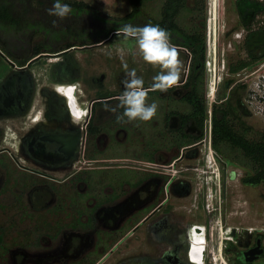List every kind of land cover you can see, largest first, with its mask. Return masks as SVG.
<instances>
[{"label": "rangeland", "instance_id": "1", "mask_svg": "<svg viewBox=\"0 0 264 264\" xmlns=\"http://www.w3.org/2000/svg\"><path fill=\"white\" fill-rule=\"evenodd\" d=\"M67 1H79L88 6L80 13L69 14L85 20L94 16L119 20L132 10L130 0ZM165 2L144 0L140 5L142 15L139 21L160 20ZM54 3L55 0H32L31 4L34 10L47 8L45 11L49 14L48 10ZM176 21L187 33H202L207 47L206 57L212 51L215 58L210 69L205 58L204 76L199 86L206 103V119H209L210 110L212 114L214 104H224L229 100L234 105V99L240 95L244 105L239 118L253 130L248 137L253 139L258 133H264L263 119L251 113L250 106L244 101L246 90L239 80L243 75L237 77L228 70L246 62L249 64L245 66L246 73H249L264 61L263 58L253 62L247 57L244 39L248 29L241 23L235 0H187ZM257 26H264V11L257 14L251 28ZM65 27L70 28L68 25ZM7 32L0 33V41L7 43L13 39L14 44L24 50L22 53L37 45L43 46V52L52 51L44 46L47 36L41 29L16 31L9 28ZM69 34L72 31L69 30ZM67 43L80 48L73 49L72 55L78 62V72L84 83L82 99L87 95L96 98L122 95L124 83L129 79L128 73L135 71L144 81L146 104L155 102L157 111L149 121H129L122 115L124 108L119 106L120 98L97 107L91 120V125L97 130L86 137L85 156L81 149L73 165L46 170L38 163L17 160L18 139L10 132L6 133L3 144L10 147L16 156L10 149L0 153V264H95L114 246V251L100 264H120L134 256H151L155 249L147 235L151 219L140 223L151 208L129 214L133 209L131 205L150 195L155 197L153 204L164 200V206L170 205L172 208L166 209L183 217L180 218L183 224L188 220L202 224L208 215L206 208L220 209L219 216L218 211L210 213L214 218L211 225L217 233L209 247L215 253L218 254L221 236L224 244H247L249 237L254 235L244 228L264 227V183L244 185L241 182L244 175L254 172L253 164L241 151L229 145L222 146L224 152H216L209 139L207 121L198 142L180 148L174 141L176 135L173 130L179 121L177 116L168 117L167 113L170 110H189L181 101L188 91L184 84L191 59L188 50L170 43L171 47H177L174 49L179 61V79L167 91H160L154 90L153 84L154 77L162 69L144 62L134 40L126 39L122 33L89 48H81L83 46L79 44L83 41L71 35L58 48H65ZM40 61L45 63L47 59ZM234 89L237 92L232 95ZM208 90L215 91L214 95L208 96ZM69 93L72 92L66 94ZM169 101H174V107H170ZM86 119L87 116L83 121ZM234 127H238L236 119ZM192 131L194 128L190 127L185 132ZM24 165L39 168L41 174L52 179L27 172ZM72 172H78L80 179L92 174L94 182L88 188L80 186L88 193L77 195V186L70 179L63 184L55 181ZM217 184L220 189L214 196ZM124 214L128 217L123 220ZM232 226L239 230H232ZM100 238L106 241H100ZM210 261L212 264H225L226 256L225 262L219 258ZM253 264H264V257Z\"/></svg>", "mask_w": 264, "mask_h": 264}, {"label": "flooded vegetation", "instance_id": "2", "mask_svg": "<svg viewBox=\"0 0 264 264\" xmlns=\"http://www.w3.org/2000/svg\"><path fill=\"white\" fill-rule=\"evenodd\" d=\"M15 4L19 5L18 8H20L21 4L29 5V0H0V6L8 10V14L2 13V15L4 16L6 14V16L8 15L7 17L13 18L15 15ZM8 30L9 27L8 29L7 27L3 28L0 30V33H8ZM68 44L70 43H67L66 47L63 49L57 48L58 50L54 49L45 52L42 51L43 46H35L31 51L26 50L22 53L24 50L16 46L13 39H10L7 43L0 41V153L10 149L16 156L15 152L10 147L4 146L3 144L6 133L10 132L17 137V141L20 145V149L17 152L19 155L16 156L18 158L17 160L21 159L24 162L38 163V166L44 168V170H46L45 168H58L73 165L81 149L85 156L87 147V142L85 140L90 133L91 127H94L91 125V120L96 108L105 106L112 100L120 98L121 94L101 95L97 98L87 95V97L84 98L88 103L87 119L83 126L79 127L75 125L68 113L67 101L63 96L58 94L54 87V84L58 83H78L80 90L82 93L84 92V83L82 84L83 81L78 72L79 65L76 58L72 55L73 49L80 48L76 47V45L67 46ZM82 46L81 48H89L88 45ZM31 53L34 55L30 56ZM42 56L51 57L45 58ZM44 59H47L45 63L40 61ZM38 68L42 69V71H38ZM11 69H13V71ZM35 98L38 100V107L44 109L42 115L43 120L34 126L26 128V119L30 117L33 111ZM19 113L22 114L19 115ZM103 126L107 127L105 124ZM20 154H23L22 156L26 158H23ZM13 159H15L14 156ZM24 167L26 168L23 169L27 172L52 179L47 177L46 174H41L42 170L39 168L27 165H24ZM91 175L92 174L87 176V178L82 177L80 179L78 172H72L69 176L55 181L59 184H63L70 179V181L74 183L73 185L77 186L75 193L83 196L87 190L84 187L82 189L80 186L83 185L88 188L91 183L94 182ZM168 183L169 181L166 185ZM157 191H160L159 188ZM145 197L146 198H139L140 200H137L139 202L138 204L131 205L133 209L130 210L129 214L151 208L147 211L146 215L140 219V223L151 219L148 224L149 229L147 235L155 246L154 252L151 256H134L128 260L125 259L120 264H190L188 260L190 240L192 238L197 239L198 237L200 238L196 240L193 245V249L196 253L193 257L194 262L196 264H202L205 250L206 259L209 264H212L210 261L212 258L209 243L213 241V236L217 231H215L211 225L214 218H212L210 213L211 211L216 213L217 211L215 208H206L208 215L205 216L202 224H195L190 220L183 224L180 219L183 217L173 215L171 210L166 209L172 207L170 205L164 206V200L160 203L153 204L155 197L151 195ZM122 208H125V206ZM127 217V214H124L122 219L124 220ZM120 221L121 220L117 222V225L120 224ZM137 226L138 225H136V227ZM231 228L233 230L238 227L232 226ZM249 228H251V231H248ZM262 228L264 227H245L244 229L250 235H254L253 238L249 237V242L245 245L225 242L226 244H224L222 253L224 254V258L226 256V263L253 264L263 258L264 230H262ZM220 229L222 230L223 227L221 226ZM226 230L230 231L227 227ZM128 235L129 234L124 236L126 237ZM103 240L100 238V241ZM114 247L109 248L95 264H100L104 259H107L114 251ZM256 247L262 250V252L255 259L250 260L249 258L251 255L247 252Z\"/></svg>", "mask_w": 264, "mask_h": 264}, {"label": "trees", "instance_id": "3", "mask_svg": "<svg viewBox=\"0 0 264 264\" xmlns=\"http://www.w3.org/2000/svg\"><path fill=\"white\" fill-rule=\"evenodd\" d=\"M143 1L130 0L132 4L131 12L119 20H107L98 16H94L91 20H85L81 16L76 18L74 14L61 19L46 14L45 10L47 8L37 9L39 11L34 10L32 8L33 4H31L32 0H29V5L21 4L20 8H18L19 5L15 4L13 18L7 17L8 10L0 6V30L6 27L13 28L16 31L41 29L47 36L44 46L54 50L61 45L65 38L71 35L83 41L79 45H89L103 41L113 31L123 30L125 25L143 27L152 24L166 29L170 33V43L186 48L191 55L189 73L184 83L188 91L181 97L182 103L185 102L189 110L188 112L170 110L167 113L168 117H178L179 125L173 130L176 135L174 141L177 146L183 148L201 139L204 122L207 118L205 99L201 90H199L205 71L206 47L204 37L202 33L198 32L187 33L176 21V16H178L187 0H166L160 20L145 19L139 21L142 15L140 5ZM65 3L71 6L72 12L77 13L86 10V7H88L79 1L70 2L65 0ZM235 3L242 25L248 29L244 39L247 57L253 62L259 61L264 58V26H257L253 29L251 27L257 14L264 11V0H235ZM2 13L6 14L3 16ZM67 25L70 28H66ZM69 30L72 31V34H69ZM0 37L2 38V36ZM71 45L68 44L67 46ZM41 46L37 45V47ZM247 65L249 64L241 62L237 67L228 70L230 73H235ZM236 92L234 89L232 95H235ZM234 100V105L229 100L224 104H214L211 114V144L216 152H224L222 149L224 145H229L233 149L241 151L255 168L253 173L244 175L241 182L244 185H259L264 183V133H258L257 137L253 139L248 137V134L253 130L251 126L239 118V112L243 106L240 95L236 96ZM169 102L170 107H174V101ZM234 119L238 124L237 129L234 127ZM190 127L194 128V131L185 132ZM96 130V127H91L90 132Z\"/></svg>", "mask_w": 264, "mask_h": 264}, {"label": "clouds", "instance_id": "4", "mask_svg": "<svg viewBox=\"0 0 264 264\" xmlns=\"http://www.w3.org/2000/svg\"><path fill=\"white\" fill-rule=\"evenodd\" d=\"M48 11L50 15L63 19L72 12V8L69 4L62 3V0H55L53 7ZM122 34L126 39L134 40L144 62L162 69L154 77V90L167 91L177 83L179 61L176 50L170 46V33L166 29L152 24L143 27L125 25ZM128 77L119 101V106L124 108L123 117L129 121L151 120L156 114L157 104H146L144 81L135 71L129 72Z\"/></svg>", "mask_w": 264, "mask_h": 264}, {"label": "built area", "instance_id": "5", "mask_svg": "<svg viewBox=\"0 0 264 264\" xmlns=\"http://www.w3.org/2000/svg\"><path fill=\"white\" fill-rule=\"evenodd\" d=\"M208 56L206 57V63L210 69L211 62H212V60H215V58L213 56L212 51ZM233 75H237V77L240 75H243L242 77L239 78V80L242 82L241 83L242 88H244V90H246V97H245L244 101L247 104V106H250L249 111H251V113L258 115L264 121V61L260 62L258 64V67L254 70L249 71V73H246V68H243V69L239 70V72L238 71L235 72V74H233ZM206 121L208 124L209 133H210L209 139H211V128H212L211 110H210L209 119L208 120L205 119V123H204L205 125H206ZM209 145H210V143H209ZM219 189H220V185L217 184V188L215 189L214 196L217 195V192ZM215 210L218 211V216H219L220 209L215 207ZM262 230H264V228H262ZM248 231H251V228H249ZM199 238L200 237H198L197 239L192 238L190 240V244L188 247V260H189L190 264H196L193 260V257L196 254L194 249H193V245L196 242V240H198ZM218 241H220L219 246L217 247L218 248V254L215 253L214 251H212V249H211L210 250L211 258L214 260L219 258V259H221L222 262H225V258L222 255L223 254L222 253L223 248H224L222 236L219 238ZM204 246H206V245H204ZM202 264H208V261H207L206 256H205V250H204V256L202 258ZM225 264H227V263L225 262Z\"/></svg>", "mask_w": 264, "mask_h": 264}, {"label": "bare ground", "instance_id": "6", "mask_svg": "<svg viewBox=\"0 0 264 264\" xmlns=\"http://www.w3.org/2000/svg\"><path fill=\"white\" fill-rule=\"evenodd\" d=\"M212 4V3H211ZM214 6V5H213ZM216 7V6H215ZM13 71V69H11ZM11 74V73H10ZM32 75V74H31ZM9 80V79H8ZM40 81V80H39ZM210 82V80H209ZM9 83V82H8ZM5 84V83H4ZM7 84V82H6ZM3 85V84H2ZM9 85V84H8ZM11 85V83H10ZM1 86V85H0ZM9 87V86H8ZM50 87V86H49ZM54 87L56 89V91L58 92V94H60L61 96H63L64 98H68V105H67V110L68 113L73 121V123H75V125L81 127V123L83 124V118L85 116H87V107H88V103L86 102L85 99H82V91L80 90V86L78 83L75 84H63V83H58V84H54ZM76 87V89L74 90V88ZM6 88V87H5ZM12 88V87H11ZM46 88V87H45ZM13 89V88H12ZM68 92H72L69 94H66ZM12 93V91H11ZM15 93V92H14ZM215 93V91H211L208 90V96H213ZM13 94V93H12ZM16 94V93H15ZM14 95V94H13ZM212 98V97H211ZM18 99V98H17ZM36 99V98H35ZM27 105V104H26ZM40 107H38V100H35V103L33 105V111L31 112V115L27 120L26 123V128L30 127L31 124L35 125L40 123L43 120V110L41 109L39 110ZM24 111V110H23ZM22 114V113H21ZM19 113V115H21ZM80 116V117H79ZM84 116V117H83ZM79 117V118H78ZM20 121V119H19ZM30 124V125H29ZM83 126V125H82ZM25 130V129H24ZM63 138V137H62ZM46 139V138H45ZM49 139V138H48ZM73 140V139H72ZM52 141V140H51ZM53 142V141H52ZM28 143V141H27ZM50 143V142H49ZM32 144V143H30ZM79 144V143H78ZM81 145V144H80ZM64 147V146H63ZM80 147V146H79Z\"/></svg>", "mask_w": 264, "mask_h": 264}, {"label": "water", "instance_id": "7", "mask_svg": "<svg viewBox=\"0 0 264 264\" xmlns=\"http://www.w3.org/2000/svg\"><path fill=\"white\" fill-rule=\"evenodd\" d=\"M117 33H122L121 30L119 31H114L112 32L106 39H104L103 41L99 42V43H95V44H92V45H88L89 47L91 46H99L103 43H105L106 41L110 40L112 38V36L114 34H117ZM174 46V45H173ZM174 48H177V47H174ZM262 250H259L258 247L254 248V249H251L250 251H248L247 253L251 255V257L249 258L250 260H253L255 259L259 254H261ZM246 253V254H247Z\"/></svg>", "mask_w": 264, "mask_h": 264}]
</instances>
